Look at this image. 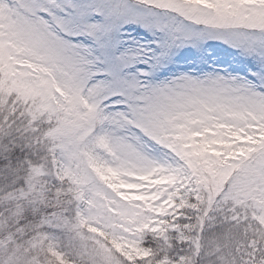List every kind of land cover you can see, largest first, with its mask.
<instances>
[{"label":"snow or ice","instance_id":"snow-or-ice-1","mask_svg":"<svg viewBox=\"0 0 264 264\" xmlns=\"http://www.w3.org/2000/svg\"><path fill=\"white\" fill-rule=\"evenodd\" d=\"M0 264H264V0H0Z\"/></svg>","mask_w":264,"mask_h":264}]
</instances>
